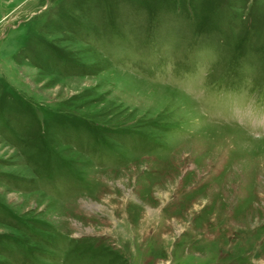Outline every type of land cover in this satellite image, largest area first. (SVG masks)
<instances>
[{
  "label": "rangeland",
  "instance_id": "obj_1",
  "mask_svg": "<svg viewBox=\"0 0 264 264\" xmlns=\"http://www.w3.org/2000/svg\"><path fill=\"white\" fill-rule=\"evenodd\" d=\"M0 264H264V0H0Z\"/></svg>",
  "mask_w": 264,
  "mask_h": 264
}]
</instances>
